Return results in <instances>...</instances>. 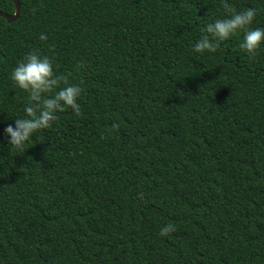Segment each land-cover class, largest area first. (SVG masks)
I'll return each mask as SVG.
<instances>
[{
    "label": "trees",
    "instance_id": "1",
    "mask_svg": "<svg viewBox=\"0 0 264 264\" xmlns=\"http://www.w3.org/2000/svg\"><path fill=\"white\" fill-rule=\"evenodd\" d=\"M20 2L0 16V264H264V44L192 51L228 9L264 27V0ZM29 51L80 112L15 147L3 129L29 101L9 73Z\"/></svg>",
    "mask_w": 264,
    "mask_h": 264
},
{
    "label": "clouds",
    "instance_id": "2",
    "mask_svg": "<svg viewBox=\"0 0 264 264\" xmlns=\"http://www.w3.org/2000/svg\"><path fill=\"white\" fill-rule=\"evenodd\" d=\"M223 2L228 9L226 0ZM228 11L230 15L207 23L202 28L200 37L192 44L193 52H214L217 41H224L237 30L242 31L239 47L246 53L254 55L264 44V27H248L254 20L256 9L248 7L240 11L232 9ZM46 38L45 33H40V40ZM9 78L16 87L27 93L29 101L24 107V116L17 117L3 129L7 143L11 146H22L36 130L47 128L55 120L56 112L65 107H70L77 115L80 112L77 102L80 87L67 83L59 87L64 77L54 74L52 61L47 56L39 55L35 51L27 52L11 68ZM46 93L51 95H45ZM171 227V225L162 227L161 235L166 234Z\"/></svg>",
    "mask_w": 264,
    "mask_h": 264
},
{
    "label": "water",
    "instance_id": "3",
    "mask_svg": "<svg viewBox=\"0 0 264 264\" xmlns=\"http://www.w3.org/2000/svg\"><path fill=\"white\" fill-rule=\"evenodd\" d=\"M13 2H14V6H15V10L13 13H10V12L5 11V10H0V16H3L4 18H6L8 22H12V21L16 20L20 14V7H21L20 0H13Z\"/></svg>",
    "mask_w": 264,
    "mask_h": 264
}]
</instances>
